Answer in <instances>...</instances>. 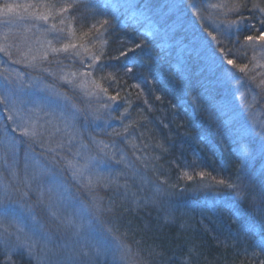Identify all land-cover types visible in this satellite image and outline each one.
<instances>
[{"label": "trees", "instance_id": "16d2710c", "mask_svg": "<svg viewBox=\"0 0 264 264\" xmlns=\"http://www.w3.org/2000/svg\"><path fill=\"white\" fill-rule=\"evenodd\" d=\"M178 2L167 15L148 1L167 23L148 36L102 0H45L47 18L22 15L39 19L38 36L57 48L47 55L36 52L38 31L0 23V60L75 109L70 138L20 131L0 114V209L33 213L53 231V176L143 264H264V0L213 13L215 0ZM46 20L67 24L56 31ZM75 149L97 162L88 179L74 174ZM19 235L0 220V264H33Z\"/></svg>", "mask_w": 264, "mask_h": 264}, {"label": "rangeland", "instance_id": "374dc122", "mask_svg": "<svg viewBox=\"0 0 264 264\" xmlns=\"http://www.w3.org/2000/svg\"><path fill=\"white\" fill-rule=\"evenodd\" d=\"M148 1L102 0V5L109 3L112 7L124 10L127 20H131L139 27V33H145L148 36L158 35L159 31H163V26L167 25V23L162 24L165 18L158 16L161 13L157 14L150 9ZM178 1L161 0L158 8L161 11V8L165 6L166 13L169 15L171 11L175 10L179 3ZM230 2L231 0H215V4L209 5V12L228 11L230 9H228L229 6L227 5ZM51 8L50 6L46 8L45 0H3V2H0V23L7 24L12 28L17 27L22 32L30 29L38 31L35 37L37 39L36 52L41 55H47L48 52L52 53L57 48L51 45L52 41L48 40L44 35L42 37L38 36L42 33L40 30L41 25L37 22L39 19H26L22 14L29 9V15H35L39 12L42 19H45L47 18V10L50 11ZM204 18L214 29L222 25L209 21L210 17L207 14ZM65 20L59 23L46 20V23L53 25L56 31H59L67 24ZM171 21H174V18ZM68 30L70 32V26H68ZM258 66L255 67L264 69V59L259 61ZM38 84L39 82L36 79L27 78L26 75L21 74L18 70L0 60V114H6L20 131L31 133L39 129V127L41 129L51 128L52 131H58L65 138H70L71 136L68 132L70 130L71 117L75 114L74 107H69V105L67 107L62 96L54 87H38ZM25 87H29L31 91L32 89H35L36 92L39 91L38 94L45 96L46 100L39 103H35L34 100H26L22 93L29 90H25ZM249 102L253 101L249 99ZM253 126L257 131L256 133L260 134L261 132L257 130L256 122ZM243 129L246 130L245 126ZM10 145H13V143H10ZM75 150L77 161H81V163L73 161V166L71 167L78 179L80 177L87 178L90 165L97 162L94 157L93 159H88L89 157L83 156V152L78 149ZM102 153L105 155L106 151H102ZM102 164L106 163L103 161ZM102 164L100 163L99 165ZM25 167L27 170V164ZM97 168H100V166H97ZM24 173H26L25 170ZM37 176L35 177L37 178ZM93 179H98V175L94 176ZM50 180H54L53 182L58 190L56 195L50 193V196H55V199L52 202H48L50 213L59 220V223L53 225V231H45L44 224L33 213L22 212V209H0V215L3 213L0 216L1 222L4 225L15 224L18 227L19 236L24 238V249L22 252L30 258L33 264H143V259H135L133 254L131 256L128 247H120L118 244L108 242L91 224L88 212H86V206L82 202L77 201L61 181H57L53 176L50 177ZM163 201L164 199L162 198L161 202ZM167 205L165 204V206ZM144 229L141 232L142 234ZM119 247L124 257L119 251Z\"/></svg>", "mask_w": 264, "mask_h": 264}]
</instances>
